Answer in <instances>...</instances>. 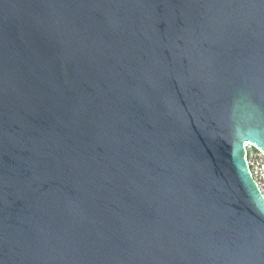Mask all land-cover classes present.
Returning a JSON list of instances; mask_svg holds the SVG:
<instances>
[{"label":"water","instance_id":"water-1","mask_svg":"<svg viewBox=\"0 0 264 264\" xmlns=\"http://www.w3.org/2000/svg\"><path fill=\"white\" fill-rule=\"evenodd\" d=\"M264 0H0V264H264Z\"/></svg>","mask_w":264,"mask_h":264},{"label":"built area","instance_id":"built-area-1","mask_svg":"<svg viewBox=\"0 0 264 264\" xmlns=\"http://www.w3.org/2000/svg\"><path fill=\"white\" fill-rule=\"evenodd\" d=\"M244 148L246 153L245 160L250 176L264 199V152L250 142H247Z\"/></svg>","mask_w":264,"mask_h":264}]
</instances>
